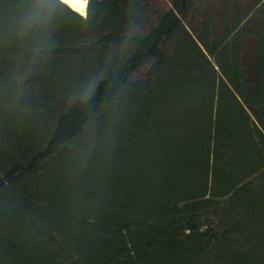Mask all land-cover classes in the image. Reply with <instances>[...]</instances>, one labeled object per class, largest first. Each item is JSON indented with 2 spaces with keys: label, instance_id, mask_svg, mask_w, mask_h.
<instances>
[{
  "label": "trees",
  "instance_id": "1",
  "mask_svg": "<svg viewBox=\"0 0 264 264\" xmlns=\"http://www.w3.org/2000/svg\"><path fill=\"white\" fill-rule=\"evenodd\" d=\"M28 2L0 0V264H264V0L58 5L50 40ZM93 134L108 187L53 195Z\"/></svg>",
  "mask_w": 264,
  "mask_h": 264
},
{
  "label": "clouds",
  "instance_id": "2",
  "mask_svg": "<svg viewBox=\"0 0 264 264\" xmlns=\"http://www.w3.org/2000/svg\"><path fill=\"white\" fill-rule=\"evenodd\" d=\"M90 3L91 0H29L26 5L21 6L20 34L27 36L36 28L50 40L51 30L59 17L58 5H63L65 9L82 19H87ZM46 46L47 40L37 51L43 50ZM97 87L98 81L95 78L89 80L84 85L79 98L84 102L91 100Z\"/></svg>",
  "mask_w": 264,
  "mask_h": 264
},
{
  "label": "rangeland",
  "instance_id": "3",
  "mask_svg": "<svg viewBox=\"0 0 264 264\" xmlns=\"http://www.w3.org/2000/svg\"><path fill=\"white\" fill-rule=\"evenodd\" d=\"M253 0H245L246 5L252 3ZM250 24L248 29L250 31L255 30V22L250 20ZM217 22V21H216ZM253 49H254V42L250 38L248 39L247 42V47H246V55L247 58V67H246V73L249 75L250 72H253V64H252V54H253ZM89 143L91 144L90 148L88 150H85V154L87 155V162L83 163L82 161L79 162L75 167L76 170H74L75 174L73 177H69L67 174L65 177V160H63L60 164L57 165V168L55 169L56 174L53 179V188H52V194L57 195V196H63L65 194V187H77L79 189H85L89 191L90 193H94L93 196L100 199V196L98 195V190L100 189H106L105 187L109 185V181L105 176H103L106 173V167L104 164H99L97 163L96 159L90 160L92 156L96 153L99 152V149L101 148L100 145V140L97 139L96 135H92ZM96 153V154H97ZM90 155V156H89ZM96 156V155H95ZM94 156V157H95ZM82 163V164H81ZM75 176V177H74ZM80 178H79V177ZM92 196V195H91Z\"/></svg>",
  "mask_w": 264,
  "mask_h": 264
}]
</instances>
